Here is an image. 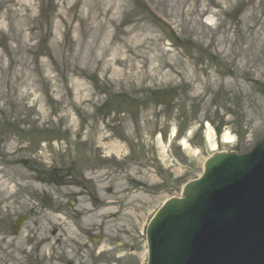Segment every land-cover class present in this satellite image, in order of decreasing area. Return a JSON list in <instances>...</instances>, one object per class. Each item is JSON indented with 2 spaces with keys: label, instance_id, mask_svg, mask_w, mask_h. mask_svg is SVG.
Returning a JSON list of instances; mask_svg holds the SVG:
<instances>
[{
  "label": "rangeland",
  "instance_id": "obj_1",
  "mask_svg": "<svg viewBox=\"0 0 264 264\" xmlns=\"http://www.w3.org/2000/svg\"><path fill=\"white\" fill-rule=\"evenodd\" d=\"M208 125L216 151L264 138V0H0V264H146Z\"/></svg>",
  "mask_w": 264,
  "mask_h": 264
},
{
  "label": "water",
  "instance_id": "obj_2",
  "mask_svg": "<svg viewBox=\"0 0 264 264\" xmlns=\"http://www.w3.org/2000/svg\"><path fill=\"white\" fill-rule=\"evenodd\" d=\"M204 168L151 222L149 264H264V139Z\"/></svg>",
  "mask_w": 264,
  "mask_h": 264
},
{
  "label": "bare ground",
  "instance_id": "obj_3",
  "mask_svg": "<svg viewBox=\"0 0 264 264\" xmlns=\"http://www.w3.org/2000/svg\"><path fill=\"white\" fill-rule=\"evenodd\" d=\"M10 13L12 15H14L15 17H18V12L17 11L12 10ZM25 16L26 15H23V17L20 16V18L21 19H24ZM178 135H179V132L176 130V128H173L172 129V134L170 135V139H172V138H174V137H176ZM234 141H235V138L230 133L227 132L224 135V137H223V142L222 143L223 144H232ZM206 142L210 145V147H211V149L213 151H216L217 150V143H216V140H215V133L212 131V129H211V127L209 125H208V132L206 134ZM180 145L184 149H191V146L187 142L186 138L181 139ZM9 193H10V189L8 188V185L6 184V182H3L2 179L0 178V197L7 196ZM40 239H42V238H40ZM46 249L48 251H51L50 245H47L46 246Z\"/></svg>",
  "mask_w": 264,
  "mask_h": 264
}]
</instances>
